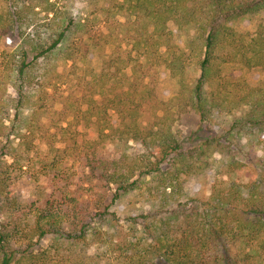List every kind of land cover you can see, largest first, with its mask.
Segmentation results:
<instances>
[{
	"label": "trees",
	"instance_id": "16d2710c",
	"mask_svg": "<svg viewBox=\"0 0 264 264\" xmlns=\"http://www.w3.org/2000/svg\"><path fill=\"white\" fill-rule=\"evenodd\" d=\"M1 1L0 264H264V157L242 145L264 148V0ZM45 106L80 135L41 131ZM181 111L239 148L209 163L180 138ZM197 179L208 196L189 192ZM141 190L153 205L131 208ZM118 225V252L102 253Z\"/></svg>",
	"mask_w": 264,
	"mask_h": 264
},
{
	"label": "rangeland",
	"instance_id": "374dc122",
	"mask_svg": "<svg viewBox=\"0 0 264 264\" xmlns=\"http://www.w3.org/2000/svg\"><path fill=\"white\" fill-rule=\"evenodd\" d=\"M70 5L73 7V10L77 12L80 7L82 6V3L78 2L77 0L71 1ZM5 4L3 1L0 0V8H4ZM0 9V10H1ZM112 27L110 28V32L113 35L112 38L117 43L121 42V34L117 27H114L115 24H110ZM106 31V30H105ZM193 32L188 31L185 32L182 40L177 41L182 45V47H185L184 43H187L192 38ZM60 72L62 73H69L70 66L66 64L60 65ZM193 69V68H192ZM192 75L198 74L197 69L191 70ZM224 76L231 80H238L242 78H246L249 75V71L246 68L241 67L237 64H227L224 67ZM163 82V85L165 86L166 94L172 89V84L168 83V78H163L161 80ZM59 109V108H58ZM247 111V108L236 111L235 115H239L241 113H245ZM46 113H48L46 115ZM38 116L33 120H36L38 122V125L36 123V126H39L42 130H47L50 133H53L57 135L58 139L62 141V143L66 144L69 143V140L72 139L76 135H80V131L77 130L78 126H76L77 123L73 121L72 118H69L66 120L62 115H59L55 112L54 109H48L46 106L42 109L39 108ZM40 118V119H39ZM232 116L222 117L217 119V123L224 125L225 121L228 119H231ZM176 129L179 132L180 138L183 140L184 145L186 148H195L202 146L206 151V159L211 164H218L217 161L221 160L222 155V149L224 147L230 148V150H237L240 146V142L236 138H229L228 135L223 133L221 130H216V127H209V125L201 123L199 120V117L197 114L191 111H181L177 117H176ZM35 127L34 129L36 131H40L39 129ZM214 138L219 139V143L221 146L211 145L209 147L205 146L206 143H209ZM249 141V142H248ZM215 142V141H214ZM29 143V142H28ZM38 143V141H37ZM242 145L245 143L247 144V148H245L246 151L252 150V152H256L257 155H260L264 157V148L261 144L252 142L249 138H243ZM43 144V143H42ZM33 147V145H32ZM34 149V148H33ZM108 152H111V149L109 147L106 148ZM36 155V161H35V168H38L41 163L40 159L42 157H45L47 155H50L47 146L42 145L39 150H35ZM54 156V153L52 154ZM57 157L62 158L65 162L70 164L69 155L64 152L62 156H60L59 153L56 154ZM64 162V163H65ZM32 173L34 172V168H32ZM189 192L193 195H198L201 197L208 196L211 193V187L208 185H205L204 182L201 179H197L196 181L192 182L189 185ZM24 194H28L27 190L24 189ZM128 201L131 204V208H134V204L137 205V207H150L153 205V201L146 198L145 190L138 191L135 194L130 195ZM127 233V226L123 227L122 225H118L115 228L109 229V235H107L105 246L101 249L102 253H106L107 255H113V253L118 252V249L120 248L118 246L119 241H121ZM264 238V236H263ZM112 241V245L108 246V243ZM53 243L52 239H48L43 243L44 247L50 246V244ZM93 253V251L91 252ZM77 255H73L74 263H80L82 260V257L76 258Z\"/></svg>",
	"mask_w": 264,
	"mask_h": 264
}]
</instances>
